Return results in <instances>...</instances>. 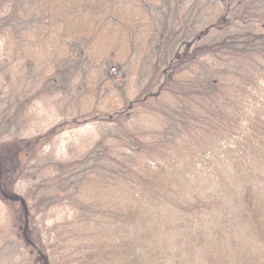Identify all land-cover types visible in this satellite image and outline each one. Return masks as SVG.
Returning <instances> with one entry per match:
<instances>
[{"label":"rangeland","instance_id":"1","mask_svg":"<svg viewBox=\"0 0 264 264\" xmlns=\"http://www.w3.org/2000/svg\"><path fill=\"white\" fill-rule=\"evenodd\" d=\"M94 1L18 0L23 4L21 7L15 0H0V21L5 24L8 14L17 20V26H13L12 22L8 28L0 29V155L11 146H17V151L21 152L22 144L30 143L45 134L55 133L51 141H42L46 145L33 158L32 154L29 156L32 152L28 149L20 154V166L31 167L28 170L30 175L26 173L29 181L24 179L18 182V175L0 168V192L6 193L8 197L25 199L26 205L10 201L0 193V264H55L53 257L56 259L54 250L57 247L58 255L61 254L58 260L65 264L64 256L67 257L72 252L66 249L68 246L63 242L68 237L63 226L74 217V211L63 205L54 204L50 209V206L37 203L45 195V187L38 190L35 188L36 183H47L46 178H49L48 183H55L52 179L57 176H53L50 168L73 166L78 161L92 159L99 152H104L99 162L100 167H105L106 164L111 166L108 156L115 159L118 157L122 165L130 161L129 156H133V143L137 146L138 154L149 152L154 162L163 165L177 162L173 155L181 149L200 152L197 153L199 161L212 156L210 152L213 148H210L209 140L217 132V123L206 127L198 126L200 122L196 117L205 115L210 118L205 109L200 110L205 105L197 97L201 96L196 90L198 83H204L208 79L218 80L220 91L229 90L228 94L232 93L234 87L246 88V84L248 94L243 95L245 100L242 97H231L227 106H231L232 111L236 110L235 117L241 121L248 122L255 117L264 120V117L257 115L262 111L261 102H264V85L255 86L260 80L254 78L258 61L262 59L257 57L258 54L241 56L239 52L226 51L220 57L194 55L203 44L202 40L211 44L214 40L227 43L223 37L229 32L232 35L239 34L242 39L264 35L258 22L252 25L254 34L251 31L240 33L232 28L229 31L228 27L220 29L206 26L200 33V41L185 40L183 45L176 46L175 49L171 46L167 50L156 32L163 14L159 6L152 16L142 13L139 17L141 14L136 9L127 10V16L118 17L122 25L117 23L116 30L113 31L114 24L105 30L95 26L97 21L111 22L116 13L111 9H105L107 11L101 15L94 13L88 7L93 8ZM147 1L163 5V0ZM187 13L182 12L180 18H189ZM133 27L138 28V34L143 33L142 27L148 28L149 37L153 41H148L149 44L153 43L150 48L143 46L137 49L136 42L133 44L134 40L127 38L129 34L124 38L123 32ZM179 28L178 24L174 25L173 34L176 35ZM131 32L133 33L132 30ZM203 35L205 39H202ZM197 57L200 58L195 59ZM255 61L257 63L254 65ZM71 65L74 68L72 71L69 70ZM70 72L71 79L68 78ZM55 76L60 79L55 81L57 86L52 88ZM182 86L185 89L182 92L179 90L176 98L171 96L175 88ZM194 94L198 98L196 101L192 100ZM160 105L165 106L164 109ZM175 111H180V116L172 118L176 119L172 127L181 132L188 130L178 140L177 148L172 145L176 142L174 138L171 139L173 135L167 133L169 145L164 140L159 142L156 134V131L161 133L164 123L172 120L168 118V113ZM262 135L264 136V129ZM243 136L245 134L241 133L240 140ZM224 137L226 138L225 134ZM156 142L158 144L155 145ZM239 144L240 142L235 150L247 151L245 148H251L250 144L249 147ZM100 146L101 149L98 150ZM215 150H218L216 154L220 156L229 151L221 146ZM262 150L263 146L260 145L259 152L262 153ZM104 154L108 155L107 159ZM247 154L252 156L257 153ZM194 155L190 154L191 157ZM235 155L240 153L236 151ZM30 160L33 161L29 164ZM237 165L246 175L248 167L245 168V161L242 160ZM94 166L91 165V168ZM84 167L86 166H82L80 170ZM252 171L257 172V175L264 173L263 157L258 162L256 160ZM241 178L237 177L233 182L239 183ZM185 184L186 187L194 188L207 186L209 183ZM262 184L256 183L258 186ZM225 188L229 197L235 191L227 186ZM29 190L34 193L30 201L27 198ZM110 193L107 190L102 194L104 202ZM165 204V200L157 195L153 196V216L134 231L142 237L135 249L142 258L146 257V263L151 262L148 261L150 255L160 253L164 254V259L170 264H264L262 252L256 249L244 252V247L251 244L228 237L218 238L217 242L212 243L217 250L207 245L200 250L194 249L195 254L189 261L184 250L190 247L175 242L181 230L173 224V215L164 209ZM135 221L136 218L131 220ZM166 227L171 229L173 239L163 234ZM219 229L226 232L224 227ZM258 229L257 224V238ZM240 230L252 233L246 229L245 224ZM128 231L127 229L125 233ZM54 236L61 241L60 245H54ZM114 239L112 230L108 228L106 247ZM234 242L241 251L242 258L240 260L237 257L235 261L236 255L230 252L229 263L226 252L221 253L220 249L232 250ZM73 260L75 262L68 259L67 264H79L76 259Z\"/></svg>","mask_w":264,"mask_h":264},{"label":"trees","instance_id":"2","mask_svg":"<svg viewBox=\"0 0 264 264\" xmlns=\"http://www.w3.org/2000/svg\"><path fill=\"white\" fill-rule=\"evenodd\" d=\"M136 1L95 0L92 4L93 8L88 7L92 11L94 10V13L100 15L107 11L105 9L113 10L116 13L114 18L111 19L113 23L109 20H104V22L97 21L95 26L98 25L105 30L111 24H114L112 30L115 31L117 23L120 26L122 25L118 17L121 15L122 17L127 16V10L136 9L141 14H138L139 17L142 16V13L152 16L159 6V10L163 14L159 19L160 27L157 28L156 32H158V38L163 41L167 50L171 46L175 49L176 46L183 45L185 40L193 41L197 39L200 41V33L206 26L220 29L228 27L229 31L232 28L240 33L241 31L246 33L251 31L254 34L252 25L254 22H258V25L264 30V0H163V5L155 4L153 1L148 2L147 0ZM15 3L21 7L23 5L18 0H15ZM184 11L188 12L189 18H180L181 13ZM15 12L17 11L15 10ZM8 16V21L4 20L5 24L0 21V29L8 28V26L12 25V22L13 26H17V20L10 14ZM176 24L180 28L175 35L172 32V28ZM136 25H139L138 22ZM142 28L143 33L140 34L136 33L138 28L134 27L123 32L124 38L129 34L127 38H130V41L134 40L133 44L136 42L137 49L143 46H149L150 48L153 45V43L149 44L148 42H153L149 37L148 28ZM136 35H138L137 38ZM204 37L205 35L202 36V39H205ZM223 38H225L224 41L227 43L221 40H214V43L211 44V42L202 40L203 44L196 50L194 55L220 57L226 51L239 52L241 56L256 53L258 54L257 57L262 59L258 61V68L254 78L257 81L260 80L255 86H263L264 35L255 36L254 38L247 36L242 39L239 34L232 35L229 32ZM163 58L165 59L166 56ZM251 59L254 60V58ZM256 63L257 61H255L254 65ZM72 69L74 68L71 65L69 70L72 71ZM71 74L72 72L68 75L69 79H71ZM58 78L59 76L54 77L51 83L52 88L57 86L55 81ZM198 84L196 90L200 92L199 95L201 96L197 97H199L200 103L205 105V107L201 106L200 110L205 109L206 114L210 117L207 118L205 115L196 117L200 122L198 126L206 127L214 122L217 123V132L209 140V146L213 148L210 152L212 156L206 160L199 161L197 153L200 152L198 151L188 152L181 149L180 152L173 155L174 158H177V162L163 165V163L154 162L151 159L152 154L149 152L138 154V151H136L137 146L132 142L133 156L128 155L130 161L122 165L118 161V157L115 159L113 156L104 154L106 159L108 156L111 166L106 164L105 167H100L99 162L102 160L104 152L102 154L99 152L94 154L92 159L78 161L73 166L63 165L58 168H50L49 171L53 176H57L52 179L55 183H48L49 178L46 177L47 183H36L35 188L38 190L45 187V195L37 201L39 205L50 206V209L54 204L63 205L74 211V217L63 226L64 229L66 228L68 235V237L66 235L67 239L65 237L63 242L68 246L66 249L72 250L67 257L64 256L65 264H67L68 259L72 261L76 259L79 264H170L164 259V254L161 255L160 253L150 255L148 261L151 262L146 263V257L142 258V256L138 255L137 249H135V245L140 242L142 237H139V234L134 231L139 229L141 225L143 226L153 216L152 198L155 195L165 200L164 209L168 213H172L173 224L181 230L175 242L179 245H188L190 247L184 250L189 261L195 254H193L194 249L200 250L204 245H207L217 250L216 245L212 243L217 242L218 238L225 239L227 237L251 244L246 246V248L244 247V252L256 249L264 254V189L260 187H264V173L257 175V172L252 171L256 160L258 162L262 157L264 158V136L262 135L264 120H259L255 117L248 122L241 121L235 117L236 110L232 111L231 106H227L231 97H239L240 99V97L243 98L244 94H248L246 84H244L246 88L234 87L231 94H228L229 90L220 91L218 80L208 79L204 80V83ZM184 89V86L175 88L171 92V96L176 98L179 95L178 91L182 92ZM197 97L194 94L192 100L196 101ZM261 104L262 107L260 109L262 111L257 115L264 117V102H261ZM160 106L162 109L165 107L163 105ZM239 115H241V112ZM167 116L171 119L180 116V111L169 112ZM175 121L176 119H172L170 122L164 123L161 133L156 131V134L159 142L164 140L167 144H169L167 133L173 135L171 139L174 138L176 142L172 145L177 148L179 146L178 140L187 134L188 130L181 132L174 129L172 126ZM169 124L172 125L168 126ZM241 133L245 134V136L240 140ZM54 136L55 133L45 134L35 138L30 143L22 144L21 152L20 150L17 151V146L5 149L2 152L3 154L0 155V168L3 171L8 170L15 176L18 175V182H21L20 180L24 181V179L28 180L27 177L30 175L28 170L31 167L20 166V154L28 149L29 152H32L29 153V156L32 154L33 158V155L46 145L42 141L46 140V142H49ZM212 142H215V144ZM239 142L241 146L249 147L248 144H250L251 148H245L248 152L234 149ZM156 144L158 143L156 142ZM260 145L263 146L262 153L259 152ZM220 146L230 152L221 153V156L216 154L218 150L215 149H219ZM100 149L101 146L98 150ZM236 151L240 155H235ZM191 153L195 155L191 157ZM247 153L257 154L251 156ZM210 159L211 161H208ZM242 160L246 163L245 168L248 167L246 175L243 174L242 169L237 165ZM32 161L30 160L29 164ZM153 163L154 166L152 165ZM91 165L95 166L91 168ZM82 166L86 167L80 170ZM237 177H242L241 181L234 183L233 181ZM185 183L209 184L207 186L189 188L186 187ZM256 183L263 184L258 186ZM225 186L235 189L230 197L225 193L227 191ZM92 187L94 188L92 189ZM107 190H110L111 193L104 202L102 194ZM30 191L32 190H29L27 194L29 201L34 194ZM0 193L2 197L4 195L8 196L4 192ZM94 199L95 201H93ZM19 204L26 206L25 199ZM134 218L137 221L131 222ZM241 222L252 233L241 231L240 229L243 226ZM257 224L259 225L257 230L259 232L258 238L255 233ZM220 227H224L226 232L218 230ZM108 228L112 230L115 239L110 242L109 247H106L105 239ZM127 229L129 231L125 233ZM130 234L131 237L129 236ZM163 234L167 238L171 237L173 239L170 228H164ZM54 237V245H60L61 241L57 236ZM156 251L159 252L158 250ZM220 252H226L228 262L230 252H232V255H236L235 261L237 257L240 260L242 258L236 242H234L232 250L222 251L220 249ZM58 253L57 247L54 250L56 259L53 257L55 264H61L58 260L61 254L58 255ZM78 256L80 258L77 259ZM44 261L47 262L46 260ZM173 264H176V262Z\"/></svg>","mask_w":264,"mask_h":264}]
</instances>
